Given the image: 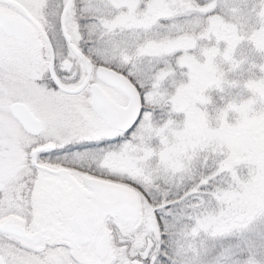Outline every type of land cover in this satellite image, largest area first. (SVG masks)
Instances as JSON below:
<instances>
[{
	"label": "snow or ice",
	"instance_id": "obj_1",
	"mask_svg": "<svg viewBox=\"0 0 264 264\" xmlns=\"http://www.w3.org/2000/svg\"><path fill=\"white\" fill-rule=\"evenodd\" d=\"M0 264H264V0H0Z\"/></svg>",
	"mask_w": 264,
	"mask_h": 264
}]
</instances>
